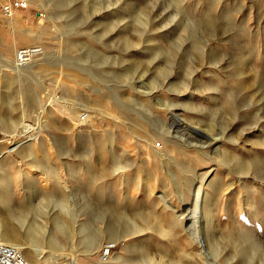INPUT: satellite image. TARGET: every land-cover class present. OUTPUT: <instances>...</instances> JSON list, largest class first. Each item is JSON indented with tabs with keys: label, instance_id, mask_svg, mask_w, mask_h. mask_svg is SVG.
<instances>
[{
	"label": "rangeland",
	"instance_id": "374dc122",
	"mask_svg": "<svg viewBox=\"0 0 264 264\" xmlns=\"http://www.w3.org/2000/svg\"><path fill=\"white\" fill-rule=\"evenodd\" d=\"M21 1L0 221L29 264H264V0Z\"/></svg>",
	"mask_w": 264,
	"mask_h": 264
},
{
	"label": "bare ground",
	"instance_id": "6f19581e",
	"mask_svg": "<svg viewBox=\"0 0 264 264\" xmlns=\"http://www.w3.org/2000/svg\"><path fill=\"white\" fill-rule=\"evenodd\" d=\"M10 16H8V17H10ZM10 20H12V19H10ZM41 22H42V20H41ZM12 24L13 25H17V27L21 25L18 21L15 22L13 20H12ZM18 36H19V34H18ZM28 49H32V50L38 51V53H39V47L38 46H33L32 48H28ZM17 53H18V50L16 51V54H15V60H14L15 64H14V61H11L10 59L0 58L1 62H2V66L5 68V71H12V72H15V73H20L23 70H25V68H29V66L27 64L30 61L32 54L30 55V58H28V60L24 63V62H20L18 60ZM37 54H35V55H37ZM35 55H33V56H35ZM5 77H6V75H5ZM6 129H7L6 124L3 122V120L0 119V131H2L4 134H6L8 132ZM25 131H26V128H25ZM2 142H3V140H0V143H2ZM12 151H13V148H11V149L8 148V149L5 150L6 153H10ZM1 183H3V182L1 181ZM0 205H1V207H3L2 209L7 208V212H8L9 215L13 212V210L9 207V205L7 204V202H6V200L4 198H1ZM7 205H8V207H7ZM6 221H7V219L3 220V221H0V242H4V243H8V244L14 245V246L18 247L19 249H21L23 254L26 253V250L21 245V243L16 241L17 238H18V235H19L16 232V229L13 226L9 225ZM31 233H32V229L28 227V229H26V232L23 235L28 236L29 240L33 241V243H34L36 241V239H35V237L33 235H31ZM99 239L100 238H96V239H94L92 241V243L90 242L91 244H90V246H88L89 250H87L89 253L95 248V245L98 244ZM113 241H114L113 244H107V246H115L117 241L116 240H113ZM35 247L36 246H34L33 248H35ZM31 254H33L34 257L37 256V255H35L36 252H31ZM71 263L72 264H77L75 256H72Z\"/></svg>",
	"mask_w": 264,
	"mask_h": 264
},
{
	"label": "built area",
	"instance_id": "2783aa9c",
	"mask_svg": "<svg viewBox=\"0 0 264 264\" xmlns=\"http://www.w3.org/2000/svg\"><path fill=\"white\" fill-rule=\"evenodd\" d=\"M27 8V3L21 0H12L5 4L0 5V12L3 16H10L15 10H23ZM38 51L32 49H19L18 50V60L20 62H26L30 55L37 54ZM31 56V57H32ZM113 246H107L103 252L102 257L106 258L110 253ZM0 264H29V262L24 257L21 249L18 247L0 242Z\"/></svg>",
	"mask_w": 264,
	"mask_h": 264
},
{
	"label": "crops",
	"instance_id": "0c3cea01",
	"mask_svg": "<svg viewBox=\"0 0 264 264\" xmlns=\"http://www.w3.org/2000/svg\"><path fill=\"white\" fill-rule=\"evenodd\" d=\"M12 15H14V14L12 13ZM14 17H15V16H14ZM7 19H8L7 22H4V23H1V24H0V35L2 36V38H1V40H0V45H1L2 47H5V48L9 47L12 51H17V50H18V49H17V45H18L20 42H22V39H21L20 37L15 36V35L13 34V42L9 43L10 38L8 37V35H7L6 32L9 31L11 28H12V29L16 28L17 25H13V24H12V20H10V19H12V16H10V17L7 18ZM15 19H16V17H15ZM21 25H22V24H21Z\"/></svg>",
	"mask_w": 264,
	"mask_h": 264
}]
</instances>
